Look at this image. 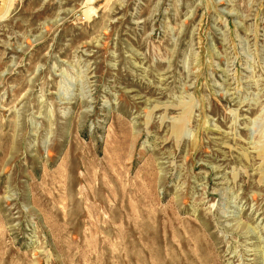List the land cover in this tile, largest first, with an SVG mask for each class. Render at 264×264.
<instances>
[{"label": "rangeland", "instance_id": "obj_1", "mask_svg": "<svg viewBox=\"0 0 264 264\" xmlns=\"http://www.w3.org/2000/svg\"><path fill=\"white\" fill-rule=\"evenodd\" d=\"M0 264H264V0H0Z\"/></svg>", "mask_w": 264, "mask_h": 264}]
</instances>
